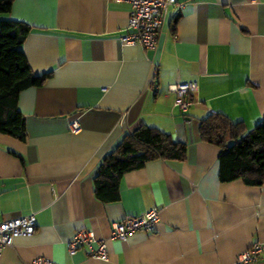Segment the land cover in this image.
I'll return each mask as SVG.
<instances>
[{"label":"crops","instance_id":"obj_1","mask_svg":"<svg viewBox=\"0 0 264 264\" xmlns=\"http://www.w3.org/2000/svg\"><path fill=\"white\" fill-rule=\"evenodd\" d=\"M130 6L120 0H13L0 19L22 22L23 52L34 74L18 109L24 140L0 133V217L34 214L32 235L0 250V264L43 256L61 264H235L263 245L264 183L219 178L220 149L200 138V120L222 113L250 131L264 119V0H177L153 48L130 45ZM196 82L186 112L167 86ZM78 121L71 132L68 122ZM141 125L187 145L183 160L155 159L125 172L119 198L104 202L93 177L103 156ZM150 232L110 238L111 223L153 207ZM106 243V258L84 246L68 254L76 231Z\"/></svg>","mask_w":264,"mask_h":264},{"label":"trees","instance_id":"obj_2","mask_svg":"<svg viewBox=\"0 0 264 264\" xmlns=\"http://www.w3.org/2000/svg\"><path fill=\"white\" fill-rule=\"evenodd\" d=\"M13 0H0V13L11 9ZM22 22L0 19V133L20 140L26 136L25 119L17 103L19 93L39 86L50 72L34 74L22 49L28 33ZM200 138L217 145L221 181L240 179L248 185L264 183V119L246 132L242 122H233L222 113H210L199 123ZM187 145L170 134L141 125L124 134L103 156L93 177L94 193L104 202L119 198L122 175L155 159L183 160Z\"/></svg>","mask_w":264,"mask_h":264},{"label":"built area","instance_id":"obj_3","mask_svg":"<svg viewBox=\"0 0 264 264\" xmlns=\"http://www.w3.org/2000/svg\"><path fill=\"white\" fill-rule=\"evenodd\" d=\"M130 6L128 17V32L122 37L126 44L140 45L143 48H153L157 44L161 26L170 6L177 0H120ZM197 89L196 82H176L167 86V91L174 93V106L186 112L192 100L189 96ZM71 132L80 129L77 120L68 122ZM159 208L153 207L138 215H126L111 223L110 238L124 240L136 231L150 232L159 216ZM36 226L34 214L24 216L0 217V250L10 246L16 237H26L33 234ZM84 246L92 258H106L105 240L98 238L93 231L81 229L66 242L68 254H73L79 247ZM263 245L255 242L246 247L235 257V264H251L255 262ZM28 264H61L43 256L32 259Z\"/></svg>","mask_w":264,"mask_h":264}]
</instances>
